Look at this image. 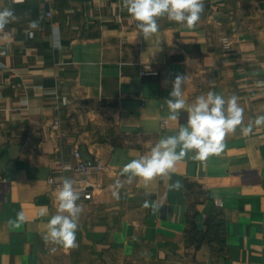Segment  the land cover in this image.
Here are the masks:
<instances>
[{
	"label": "crops",
	"instance_id": "crops-1",
	"mask_svg": "<svg viewBox=\"0 0 264 264\" xmlns=\"http://www.w3.org/2000/svg\"><path fill=\"white\" fill-rule=\"evenodd\" d=\"M4 8L18 19L0 32V264H264V125L254 124L264 115V0H204L194 28L161 17L147 40L123 0H0ZM177 76L188 105L208 91L239 97L252 132L226 135L206 161L189 153L170 181L117 190L125 164L187 124L184 110L165 124ZM83 146L96 167L66 169ZM50 177L92 190L75 248L42 239L57 208ZM21 210L26 222L10 228Z\"/></svg>",
	"mask_w": 264,
	"mask_h": 264
},
{
	"label": "clouds",
	"instance_id": "clouds-1",
	"mask_svg": "<svg viewBox=\"0 0 264 264\" xmlns=\"http://www.w3.org/2000/svg\"><path fill=\"white\" fill-rule=\"evenodd\" d=\"M131 19L136 23L140 34L147 40L159 31L158 19L166 17L188 29L196 26L204 9V0H123ZM18 18L10 8L0 10V32L5 26L15 22ZM29 29H38V21H31ZM31 36V32H28ZM53 46H59V28H53ZM2 54V53H0ZM186 77L177 76L166 105L169 116L165 121H177L179 113L184 110L188 113L187 124L181 125L174 135L159 139L148 153L139 155L125 164L120 175L125 180L117 179L114 187L119 190L124 184H131L134 179H139L147 187L157 178L165 181L171 180V174L175 172L176 166L183 161L189 153H193L191 159L195 161H206L212 155H220L224 150V138L226 135L240 133L248 136L253 129L250 122L244 125V110L239 105V97L231 95L228 98L208 91L201 94L195 101L188 105L184 97L182 84ZM257 87H264V81H257ZM256 126L264 125V115L256 117ZM66 169L70 166L66 165ZM170 190H180L182 184L179 180L168 184ZM119 199V192H114ZM56 213L50 217L46 224V231L42 239L46 245H55L64 249L77 247V230L79 218L83 207L78 204L80 193L74 187L71 178H62L61 184L56 191ZM145 208H151L153 212L160 207L158 202L145 201ZM47 214V209H42L40 215ZM26 222L23 210L17 212L15 220H9L10 228H19ZM51 253L57 251V247L49 249Z\"/></svg>",
	"mask_w": 264,
	"mask_h": 264
},
{
	"label": "built area",
	"instance_id": "built-area-1",
	"mask_svg": "<svg viewBox=\"0 0 264 264\" xmlns=\"http://www.w3.org/2000/svg\"><path fill=\"white\" fill-rule=\"evenodd\" d=\"M13 1L14 2H23L25 0H13ZM47 14L49 16H51L53 14V12L52 11H48ZM223 44H224L225 47H229L230 46L229 37H227V36L223 37ZM151 72L152 71L148 67H145L144 70H143V73H145V74L151 73ZM54 126L58 127L59 126V122L56 121ZM75 156L77 157L78 162H77V164L75 166L68 165V166H70L69 169H74L76 172H79V173H88L92 167H96V165L93 163V161L85 160L82 157V154H81V152L78 149L75 151ZM49 180L54 185V187H56V188H58V186L62 182V181H56L54 179V177H50ZM74 187L80 193V200L77 201L78 204L80 202H82L84 200H88V199H90L92 197V190L88 188V185H86L84 183H78V184H75ZM216 203L218 205H222V202L220 200H217Z\"/></svg>",
	"mask_w": 264,
	"mask_h": 264
},
{
	"label": "water",
	"instance_id": "water-1",
	"mask_svg": "<svg viewBox=\"0 0 264 264\" xmlns=\"http://www.w3.org/2000/svg\"><path fill=\"white\" fill-rule=\"evenodd\" d=\"M81 153L84 157L85 160H92V156L87 152V147L86 146H83L81 148Z\"/></svg>",
	"mask_w": 264,
	"mask_h": 264
}]
</instances>
